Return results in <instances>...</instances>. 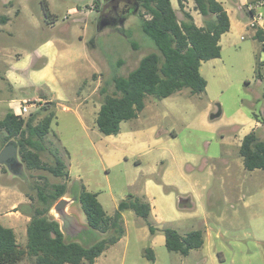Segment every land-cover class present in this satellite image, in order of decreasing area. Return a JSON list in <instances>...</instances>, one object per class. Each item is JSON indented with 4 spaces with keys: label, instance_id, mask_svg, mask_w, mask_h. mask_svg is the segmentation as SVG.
Segmentation results:
<instances>
[{
    "label": "rangeland",
    "instance_id": "obj_1",
    "mask_svg": "<svg viewBox=\"0 0 264 264\" xmlns=\"http://www.w3.org/2000/svg\"><path fill=\"white\" fill-rule=\"evenodd\" d=\"M47 1L56 16L54 24L44 19L43 0H0V119L9 111L20 113L27 102L30 108L24 117L34 114L40 119L44 114L40 108L46 103L43 97L54 90L56 118L48 139L67 160L63 149H87L89 160L82 168L109 214L146 180H160L168 170L172 181L195 188L193 207L188 209L179 207L181 193L175 183L161 182L160 188H154L164 216L178 213L182 218L171 221V226L204 233L203 248L183 256L168 251L164 233L152 235L145 220L128 210L126 237L94 264H264V170H246L240 154L241 139L256 119L260 122L257 134L264 139V65L262 78L257 75L264 44L253 36L254 30L233 27L224 34L221 57L203 62L201 73L207 87L201 96L191 95L185 88L181 95L166 99L148 97L140 116L122 123L123 131L135 132L130 147L135 155L107 166L105 155L88 151L84 128L96 126V116L77 104L94 91L95 82L99 86L93 100H102L100 90L111 93L114 76H126L141 58L156 51L153 40L142 30L143 19L150 16L140 5L119 28L107 24L99 29L102 0ZM171 2L179 11L178 0ZM195 4V0H187L186 8L196 11ZM3 17H7L6 23H2ZM64 105L73 110L66 111ZM219 106L221 116L210 119ZM4 144L5 132L0 129V151ZM19 158L18 174L0 165V215L10 212L8 223L15 226L19 243L25 245L24 215L32 212L30 205H40L36 185L51 188L66 178L28 168L20 152ZM42 159L50 165L55 162L50 149L42 153ZM152 164L156 165L154 174L149 173ZM202 165L204 169H200ZM137 176L139 182L132 183ZM13 204H17L14 209L10 208ZM72 211L86 223L80 203ZM147 247L155 251V262L144 256ZM18 264H34V260L26 257Z\"/></svg>",
    "mask_w": 264,
    "mask_h": 264
},
{
    "label": "trees",
    "instance_id": "obj_2",
    "mask_svg": "<svg viewBox=\"0 0 264 264\" xmlns=\"http://www.w3.org/2000/svg\"><path fill=\"white\" fill-rule=\"evenodd\" d=\"M140 2L150 16L143 19L142 30L153 40L156 51L141 58L137 67L126 76H114L111 93L104 88L100 90L103 99L96 125L106 136L118 134L122 122L137 118L146 107L148 96L163 99L185 88H189L193 95L205 93L207 80L201 73V65L221 57V36L230 30L229 14L219 0H195V8L204 19L203 26H198L186 9L187 0H178L179 11L171 0ZM42 7L45 21L54 24L56 16L50 11L49 2L43 0ZM1 21L6 23L7 17ZM255 38L264 41L263 28L256 31ZM134 47L137 44L134 43ZM122 63L120 61L119 65ZM263 65L264 61L257 67L259 78H262L260 69ZM55 104L54 101L44 103L40 108L44 112L40 119L34 114L24 117L12 111L0 119V129L5 132L4 145L12 139L16 140L21 158L28 168L45 169L57 177L66 178L65 182L51 184V188L36 185L40 205H30L32 212L25 246L19 243L14 229L0 221V264H18L26 257L32 258L34 264H94L103 252L125 236L123 212L127 210L143 218L152 235L163 232L170 252L187 256L191 250L203 246L205 240L201 229L181 234L171 226L158 227L151 223V205L138 194L129 193L119 202L116 211L108 214L98 194L89 191L79 180L76 181L81 187L80 205L86 221L103 236L89 246L77 241L67 242L60 224L49 215L53 204L68 191V181L71 180L60 148L48 139L56 118ZM55 137L58 142L56 134ZM47 149L54 155L52 165L42 159V153ZM63 150L68 155V151ZM240 154L246 170H264V139L256 130L243 137ZM144 256L151 262L156 259L150 247L145 248Z\"/></svg>",
    "mask_w": 264,
    "mask_h": 264
},
{
    "label": "crops",
    "instance_id": "obj_3",
    "mask_svg": "<svg viewBox=\"0 0 264 264\" xmlns=\"http://www.w3.org/2000/svg\"><path fill=\"white\" fill-rule=\"evenodd\" d=\"M219 1L223 4L224 8L226 9V11L229 14L230 23H231L230 30H232L233 27L240 28L241 30L249 29L247 27V25H248V22H249L248 20H250V15H249V11H248L247 7H248L249 3L254 1V0H230V3H231L230 5L225 4V2L223 0H219ZM186 9L191 12V14L193 15V17L195 19V22H196V24L198 26H203L204 25L203 16L197 10L195 11V10H190L188 8H186ZM224 34L221 36L220 44L222 43V38L225 36ZM255 35H256V32L253 31V36L255 37ZM263 44H264V41H263ZM263 61L264 60L261 59V62H263ZM202 65H203V63H202ZM202 65H201V68H202ZM93 72H97V70H94ZM87 78H89V77H86V79ZM94 85H95L94 89H93L94 91H92L88 95V97L90 99H88V97L85 98L84 101L82 103L79 102L77 104V106L83 105L85 107L84 111H86V112L88 111V113H91V114H93V116H96L95 117V120H96L97 113H98V111H99V109L101 107V104H102V100H100L99 102L96 101V100H93V97H95L94 95L96 94V88H98V86H99V82L98 83L95 82ZM182 92L183 91L181 90V91H179V92H177L175 94L181 95ZM175 94H173V95H175ZM189 94L193 95L191 93V91H189ZM195 96H201V95H196L195 94ZM148 97H150V96H148ZM148 97H147V100H148ZM167 98H169V97H167ZM163 99H166V98H163ZM56 100H57V96H56V92L54 90L50 91V96L49 97L47 96V97L44 98L45 102H47V101L56 102ZM75 101H77V99ZM42 104H44V103H42ZM63 108L66 111H72L73 110L72 107L67 106V105H64ZM75 115H76V113H75ZM139 116L140 115H138V117ZM122 123H121L120 132L118 134L108 135V136L105 135V137H102L101 135H98L99 133H98L97 130H99V129H98L97 125L94 126V127H88L86 124H85L86 126L84 125L85 126L84 132H85L86 136L88 135V138H89L88 151L90 152L91 150H94L95 154H100V156L105 155L107 157V159H108L107 164H106L107 166L119 163L128 154L135 155L134 152H130V147L134 143L135 132L123 131L122 130ZM259 126H260V122L256 119L254 125L251 126L250 130L251 131L252 130H256L257 128H259ZM236 128H238V127H236ZM242 139H241V142H242ZM85 150H87V149H85ZM85 150L84 151H79L78 148H75L74 150H70V151L67 150L68 151V156H67L68 160L65 159V161H66V164H67L69 177L71 179L70 181L79 180L86 186V188L89 191L95 192L94 190H92L89 180L86 179V174L84 172L85 169L82 168V165L84 164V162H87V160H89V155L85 153ZM242 161H243V158H242ZM205 162H208V161L205 160ZM200 169H204L203 165L200 166ZM156 171H157L156 170V165L152 164L149 173L150 174H154ZM253 171H255V170H253ZM180 176L183 177V178H186L184 176V174L182 173V171H180ZM139 180H140V178L137 176V177L134 178L132 183L134 181H136L135 184H137L139 182ZM161 182L175 183V185L179 186V192L181 193L180 196H190L191 198L193 197L191 193L194 190L195 185L193 184L191 186H187V185L172 181L171 177L169 175V171L166 170L165 172L162 173V177H161L160 180L148 179L142 185V187L138 188V190L135 191V194H138L145 201L150 203V205H151V214H150V217H149V221L151 223H153L155 226H158V227L167 226V225L171 226L170 222L171 221L173 222L177 218H182V215H179L178 213H176V216H174V217L164 216V213L162 212V209L159 207L157 196L155 195L154 190H153L154 188H160V183ZM95 193H97V192H95ZM97 194H98V199H99V193H97ZM202 195H203V193H202ZM16 207H17V204H13V205L10 206V208H13V209L16 208ZM117 208H118V206H117ZM9 214H10V212L4 213L3 217H2V215H0V221L3 223V220H4L6 222V224L9 225L8 227H11L14 230H16L14 225H11V224L8 223V221L10 220ZM110 215H112V214H110ZM125 215H126V211L123 212L124 223H125V227H126ZM24 216H25L26 224L28 225V223L30 221V212H26ZM184 217H185V219L188 218V216H184ZM145 223L147 224L146 221H145ZM5 226H7V225H5ZM171 227L177 229L181 234H186L187 233V232L181 231L178 227H174V226H171ZM194 230H197V229H194ZM126 231H127V228H126ZM190 231H193V230H190ZM190 231H188V232H190ZM124 237H126V234H125V236H123V238ZM123 238H121L117 243H119ZM258 238L261 239L260 237H258ZM262 241H264V240H262ZM204 243H205V241H204ZM116 244H114V245H116ZM165 244H166V239H165ZM25 245H23V246H25ZM113 246H111V247H113ZM203 246H204V244H203ZM203 246L201 248H203ZM110 248L107 249L105 252H103L99 257H101L102 255L106 256V254H107L106 252L108 250H110ZM201 248H199V250ZM194 250H198V249H194ZM191 251H190V253H191ZM99 257L97 258V260L99 259ZM155 261H156V259H155Z\"/></svg>",
    "mask_w": 264,
    "mask_h": 264
},
{
    "label": "water",
    "instance_id": "obj_4",
    "mask_svg": "<svg viewBox=\"0 0 264 264\" xmlns=\"http://www.w3.org/2000/svg\"><path fill=\"white\" fill-rule=\"evenodd\" d=\"M107 24V20L101 14L98 28L102 29ZM221 114L222 109L219 106L216 112L210 114V119H215ZM0 165L5 166L10 173L18 174L20 172L22 161L19 158V147L16 140H10L0 151ZM69 188L70 192H68ZM69 188L66 194L53 204L49 215L60 224V229L64 233L67 242L77 241L89 246L101 238V233L91 228L87 221L83 223L80 215L72 211L77 203H80V184L73 180ZM178 205L181 209L191 208L193 207L192 198L190 196H179Z\"/></svg>",
    "mask_w": 264,
    "mask_h": 264
},
{
    "label": "flooded vegetation",
    "instance_id": "obj_5",
    "mask_svg": "<svg viewBox=\"0 0 264 264\" xmlns=\"http://www.w3.org/2000/svg\"><path fill=\"white\" fill-rule=\"evenodd\" d=\"M140 5V0H102V8L99 13L110 26L119 28L130 14L138 10Z\"/></svg>",
    "mask_w": 264,
    "mask_h": 264
},
{
    "label": "built area",
    "instance_id": "obj_6",
    "mask_svg": "<svg viewBox=\"0 0 264 264\" xmlns=\"http://www.w3.org/2000/svg\"><path fill=\"white\" fill-rule=\"evenodd\" d=\"M264 1L263 0H254L251 4L248 5V11L250 15V20L247 27L255 32L263 28L264 29ZM30 104L29 102L24 103L21 108V112L17 115L24 116L29 112Z\"/></svg>",
    "mask_w": 264,
    "mask_h": 264
}]
</instances>
